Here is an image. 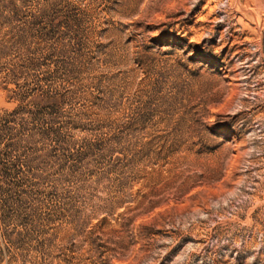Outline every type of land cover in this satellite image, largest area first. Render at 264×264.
I'll list each match as a JSON object with an SVG mask.
<instances>
[{"label": "rangeland", "instance_id": "obj_1", "mask_svg": "<svg viewBox=\"0 0 264 264\" xmlns=\"http://www.w3.org/2000/svg\"><path fill=\"white\" fill-rule=\"evenodd\" d=\"M0 264H264V0H0Z\"/></svg>", "mask_w": 264, "mask_h": 264}]
</instances>
